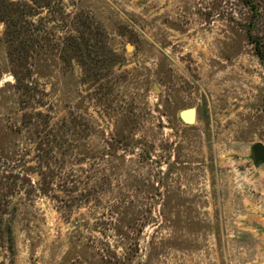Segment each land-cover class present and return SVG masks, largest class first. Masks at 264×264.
<instances>
[{
  "label": "rangeland",
  "instance_id": "374dc122",
  "mask_svg": "<svg viewBox=\"0 0 264 264\" xmlns=\"http://www.w3.org/2000/svg\"><path fill=\"white\" fill-rule=\"evenodd\" d=\"M255 39L264 0H0V264H264Z\"/></svg>",
  "mask_w": 264,
  "mask_h": 264
},
{
  "label": "water",
  "instance_id": "95a60500",
  "mask_svg": "<svg viewBox=\"0 0 264 264\" xmlns=\"http://www.w3.org/2000/svg\"><path fill=\"white\" fill-rule=\"evenodd\" d=\"M187 112H194L195 113V117H194V121L193 122H185L184 119H183V116L181 117L182 121L186 124H193L195 123V118H196V111L195 109H189V110H186L183 112L184 113H187ZM182 114V113H181ZM253 158H254V161L257 165H262L264 164V144L263 143H258L256 144L254 147H253Z\"/></svg>",
  "mask_w": 264,
  "mask_h": 264
},
{
  "label": "trees",
  "instance_id": "16d2710c",
  "mask_svg": "<svg viewBox=\"0 0 264 264\" xmlns=\"http://www.w3.org/2000/svg\"><path fill=\"white\" fill-rule=\"evenodd\" d=\"M254 44H255L256 54L264 64V43L262 41H258L257 39H255Z\"/></svg>",
  "mask_w": 264,
  "mask_h": 264
},
{
  "label": "bare ground",
  "instance_id": "6f19581e",
  "mask_svg": "<svg viewBox=\"0 0 264 264\" xmlns=\"http://www.w3.org/2000/svg\"><path fill=\"white\" fill-rule=\"evenodd\" d=\"M191 115H186V116H184V121H186V122H189V121H191Z\"/></svg>",
  "mask_w": 264,
  "mask_h": 264
}]
</instances>
